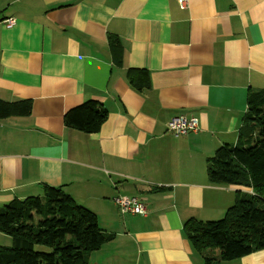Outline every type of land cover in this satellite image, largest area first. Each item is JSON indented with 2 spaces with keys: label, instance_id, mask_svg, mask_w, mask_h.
<instances>
[{
  "label": "crops",
  "instance_id": "0c3cea01",
  "mask_svg": "<svg viewBox=\"0 0 264 264\" xmlns=\"http://www.w3.org/2000/svg\"><path fill=\"white\" fill-rule=\"evenodd\" d=\"M9 17L0 100L32 108L0 119V206L60 186L114 236L89 264H205L184 225L223 218L244 190L212 184L207 159L237 142L248 91L264 87V0H0ZM128 68L146 69L150 87L135 89ZM87 100L108 110L94 133L64 121ZM176 115L198 117L199 130L175 135ZM116 196L147 213H121ZM237 259L264 264V248Z\"/></svg>",
  "mask_w": 264,
  "mask_h": 264
},
{
  "label": "trees",
  "instance_id": "16d2710c",
  "mask_svg": "<svg viewBox=\"0 0 264 264\" xmlns=\"http://www.w3.org/2000/svg\"><path fill=\"white\" fill-rule=\"evenodd\" d=\"M109 44L114 61L123 65L121 40L111 34ZM126 75L135 89L150 87L146 69L128 68ZM31 108L30 100H0V119L29 115ZM107 116L103 104L87 100L71 108L64 121L68 127L94 133ZM207 162L212 184L244 190L223 218L187 220L185 235L205 264H221L264 248V88L249 89L237 142L221 145ZM251 186L253 191L248 190ZM43 191L0 206V232L12 238V245H0V264H89V254L113 234L100 227L94 211L62 187L44 184Z\"/></svg>",
  "mask_w": 264,
  "mask_h": 264
},
{
  "label": "built area",
  "instance_id": "2783aa9c",
  "mask_svg": "<svg viewBox=\"0 0 264 264\" xmlns=\"http://www.w3.org/2000/svg\"><path fill=\"white\" fill-rule=\"evenodd\" d=\"M179 4L182 8H185L187 0H179ZM0 22L4 23L6 27H12L17 23V20L16 18L9 17ZM167 126L175 135H186L199 130V118L196 116L176 115L170 118ZM250 189L253 191L252 186ZM114 201L123 214L133 213L145 215L147 213L146 205L137 196H116Z\"/></svg>",
  "mask_w": 264,
  "mask_h": 264
},
{
  "label": "rangeland",
  "instance_id": "374dc122",
  "mask_svg": "<svg viewBox=\"0 0 264 264\" xmlns=\"http://www.w3.org/2000/svg\"><path fill=\"white\" fill-rule=\"evenodd\" d=\"M264 88V87H263ZM4 234V233H3ZM9 236V235H8ZM12 245V243H11ZM10 246V245H8ZM218 250V249H217ZM237 259V258H236ZM236 259H232V260H222L221 264H232V262H235ZM239 260V259H237Z\"/></svg>",
  "mask_w": 264,
  "mask_h": 264
}]
</instances>
